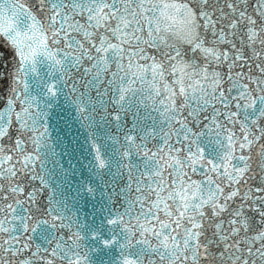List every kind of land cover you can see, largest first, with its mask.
I'll return each mask as SVG.
<instances>
[{
	"label": "snow or ice",
	"instance_id": "6c2138e0",
	"mask_svg": "<svg viewBox=\"0 0 264 264\" xmlns=\"http://www.w3.org/2000/svg\"><path fill=\"white\" fill-rule=\"evenodd\" d=\"M0 264H264V0H0Z\"/></svg>",
	"mask_w": 264,
	"mask_h": 264
}]
</instances>
